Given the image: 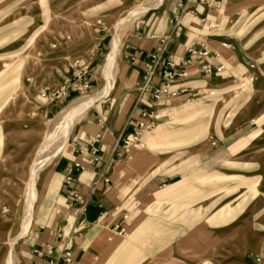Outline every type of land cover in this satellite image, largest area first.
<instances>
[{"label":"rangeland","instance_id":"obj_1","mask_svg":"<svg viewBox=\"0 0 264 264\" xmlns=\"http://www.w3.org/2000/svg\"><path fill=\"white\" fill-rule=\"evenodd\" d=\"M156 1L0 0V264L11 252L14 264H24L34 204L36 212L53 192L49 164L66 154L73 131L96 107L119 97L118 72L128 39L145 16L170 0L134 22L128 16ZM228 3L236 6L240 20L236 36L247 60L240 72L248 70L247 80L204 90L212 96L168 101L169 113L149 132L150 144L156 145L150 172H157L160 156L166 160L163 172L184 184L150 202L138 218L150 231L122 241L125 254L108 255L97 264H238L239 258L256 264L264 251V0ZM113 39L117 53L108 72ZM81 69L93 77L89 89L51 101L49 92ZM109 76L110 90L76 114L65 144L55 140L40 151L54 128L62 127L57 124L71 103L106 87ZM56 146L60 151L37 173L28 225L30 169ZM26 227L27 234L10 245Z\"/></svg>","mask_w":264,"mask_h":264},{"label":"crops","instance_id":"obj_2","mask_svg":"<svg viewBox=\"0 0 264 264\" xmlns=\"http://www.w3.org/2000/svg\"><path fill=\"white\" fill-rule=\"evenodd\" d=\"M235 8L229 5L228 0L195 3L193 13H186L181 18V35L178 38L167 39L170 30L168 22L176 12L175 0H170L137 24L127 41L119 66V97L110 101L108 106L100 104L96 107L90 118L73 131L66 154L48 166L47 175L52 181L53 192L42 199L36 212L34 204L35 223L24 264H35L37 260L46 264L42 258L31 255L33 249L46 245L54 247L55 252L62 246L67 247L73 264H97L108 255L122 256L125 253L121 250L126 247L122 241L150 229L139 224L138 218L144 216L150 202L164 198L168 189H177L184 183L171 179L163 172L166 160L163 161L160 156L157 172H150L156 158L151 149L156 145L150 144L149 132L141 136L142 148L116 149L131 156L130 160H116L112 149L138 120L150 113L154 120H162L170 111L169 100L156 102L140 92L141 77L153 64V52L164 48L163 58L170 57L179 62L185 57L188 44L195 41L204 42L212 55H218L217 58L212 57L209 63L214 67L222 65L223 72L205 76L193 68L187 71L184 78L174 80L172 88L185 86L192 91H204L247 80L248 70L240 72L246 69L247 60L236 36L240 20ZM166 39L164 44L160 43ZM160 70L158 66L151 87L159 84ZM70 76L72 78L64 79L57 90H52L58 92L59 97L51 101H63L69 96L81 94L76 89L77 84L73 83V73ZM92 79L86 72L81 83H88L90 87ZM97 133H102V139L96 145L97 153L93 155L88 139ZM74 163H79L82 170L75 168ZM67 176L74 178L75 182L67 183ZM74 193L79 194L84 204L83 215L73 201ZM123 214H127L131 221L128 235L108 241L114 224L120 221ZM81 220H84L82 230L78 227ZM126 255L129 257V251ZM238 264L249 263L245 258H239Z\"/></svg>","mask_w":264,"mask_h":264},{"label":"built area","instance_id":"obj_3","mask_svg":"<svg viewBox=\"0 0 264 264\" xmlns=\"http://www.w3.org/2000/svg\"><path fill=\"white\" fill-rule=\"evenodd\" d=\"M208 0H175L176 12L170 18L168 24L170 30L167 35V39L178 38L181 35V18L186 13H193L192 6L195 3H204L206 4ZM205 20H201L204 23ZM166 40L161 41L160 43L164 44ZM163 50H158L153 52L151 59L153 64L143 73L141 77V94L149 95V97L156 102L164 100H177L183 99L184 101H190L197 97L200 93H203L208 96H212L214 93L212 91H192L190 88L181 86L179 88H172L173 81L179 78H184L188 70L197 68L199 72L205 76H210L213 73L220 74L223 72V66L218 65L216 67L212 66L209 63V60L214 57L217 58L218 55H212L210 50L207 48L204 42H195L191 41L185 50V57L179 62H174L170 57L163 58ZM79 62L75 61V66H78ZM160 66L161 70L159 73L160 82L156 86L151 87L150 83L155 77V71L157 67ZM253 68V66H250ZM86 75L85 69L78 70L73 73V78L75 81L73 83L77 84L78 92H84L89 89L88 83H81L83 77ZM63 94V93H62ZM45 94H42L44 96ZM48 97L57 99L59 93L56 91H51L48 94ZM155 120L152 118L151 113L146 117L138 120L133 126L131 131L124 136L112 149L114 151L113 155L116 160H130L131 156H128L122 152L116 151L117 148L132 150L140 149L143 147L141 142V136L145 132H151L155 128ZM102 133H97L94 136L88 139L89 147L92 150V154L97 153L96 145L101 141ZM75 168L82 170V166L79 163H74ZM67 183H74L75 179L71 176L66 177ZM73 201L78 206V211L80 215H83L84 204L78 193L73 194ZM131 226L130 218L127 214H123L119 222L115 223L111 236L107 238L108 241H111L114 237H126L128 235V228ZM80 230L84 227V220H81L78 224ZM32 256L42 258L46 264H73V258L71 251L62 246L57 252H55L54 247L46 245L41 248L33 249L31 251ZM256 264L264 263V253L259 255L255 259ZM35 264H43L42 261L37 260Z\"/></svg>","mask_w":264,"mask_h":264},{"label":"bare ground","instance_id":"obj_4","mask_svg":"<svg viewBox=\"0 0 264 264\" xmlns=\"http://www.w3.org/2000/svg\"><path fill=\"white\" fill-rule=\"evenodd\" d=\"M161 0H157L155 3L153 4H149L147 5L146 2V6L140 8L138 11H136V13L134 12L133 14H131L130 16H128V19L131 20V22L136 21L137 19L141 18L147 11L151 10V9H156L158 8L159 4H160ZM127 19V20H128ZM129 20V22H130ZM127 22V21H126ZM130 22V23H131ZM129 23V24H130ZM116 36V35H115ZM118 44V43H117ZM115 53L116 52V40L113 39L112 44L109 47V52L106 56V62H105V68L107 69L108 72H110V66L112 65V63L114 62V57H115ZM113 69V68H112ZM106 71V70H105ZM112 72V71H111ZM108 74V73H107ZM108 79V84L106 87H103L102 89H99L96 93H94L92 96H88V97H83V98H79L75 101H73L71 103V105L64 111V115L61 117V122H59L57 124V126L59 127L60 125L62 126L59 129H55L54 135H51L49 137H47L46 139H44L45 141H43L41 147H40V151L43 150V148L48 147L50 144H52L53 141H59L60 145L58 146H62L65 144V142L68 139L69 136V123L74 122L75 118L77 117V113L86 111V109L94 103L96 101H98L99 99L103 98L104 96H106L107 91L110 90L109 86L111 84V78L109 76ZM106 83V82H105ZM114 83V82H113ZM105 86V85H104ZM114 86V85H113ZM69 112H73L74 114H70ZM83 114V113H82ZM79 115V114H78ZM74 120V121H73ZM71 125V124H70ZM53 130V131H54ZM48 149V148H47ZM58 151H60L59 147H55V150H53L52 152H50L49 156H47L46 158H44L43 160H39L36 161L32 168L30 169V183H29V197L28 199V210H27V216H28V221L27 224L29 225L30 221H31V210H30V205L35 201V188H34V184L35 181L37 179V173L40 170V168L42 169V165L47 162L48 160L54 158L56 156V153H58ZM28 194V193H27ZM27 230L28 227H26V229L23 231L22 235L15 237V239L11 240V244L12 245L17 239L21 238L22 236L27 234ZM21 233V232H20ZM12 253V252H11ZM8 255L7 260L5 261V264H14L15 261L12 258V254Z\"/></svg>","mask_w":264,"mask_h":264}]
</instances>
